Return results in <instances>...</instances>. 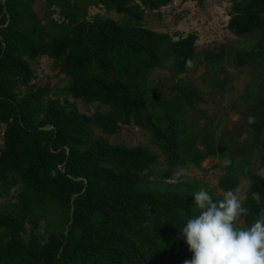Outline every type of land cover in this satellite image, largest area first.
I'll list each match as a JSON object with an SVG mask.
<instances>
[{"label":"trees","instance_id":"trees-1","mask_svg":"<svg viewBox=\"0 0 264 264\" xmlns=\"http://www.w3.org/2000/svg\"><path fill=\"white\" fill-rule=\"evenodd\" d=\"M170 4L0 0V264H184L192 254L181 232L203 187L169 182L207 159L231 162L214 200L250 179L240 226L263 216L264 0H230L227 30L248 43L242 50L197 51L194 33L148 28V15ZM42 58L62 88L35 83ZM201 64L198 78L222 97L228 73L249 74L230 104L240 115L231 129L198 107L206 93L191 76ZM123 126L150 146L114 142Z\"/></svg>","mask_w":264,"mask_h":264},{"label":"rangeland","instance_id":"rangeland-1","mask_svg":"<svg viewBox=\"0 0 264 264\" xmlns=\"http://www.w3.org/2000/svg\"><path fill=\"white\" fill-rule=\"evenodd\" d=\"M230 0H171L168 7L162 8L159 12L148 15L147 27L159 33H168L172 36L185 37L189 34H196L197 51L206 49H248V43L231 35L227 30L229 20ZM90 15L103 14L100 9H90ZM250 44V43H249ZM36 74V84L49 83L52 87L62 88L65 78L57 71H53L51 60L42 58L33 65ZM205 68L201 64L197 68V74L191 76L194 88L203 91L206 96L198 104L200 110L207 115L216 114L220 116V128L231 129L235 122L240 119L236 110L230 107L232 101L238 100L244 88L250 82L249 74L246 70L240 72H230L226 76H231L233 82L228 85L224 97L213 93L211 88L204 85L199 75L204 73ZM161 71H155L153 76ZM167 71H163L165 74ZM182 78V77H181ZM80 112L91 114L93 106H84L77 102ZM194 112V111H193ZM195 113V112H194ZM4 128L0 126V148L2 146V134ZM113 141L129 147L144 146L149 147V138L145 132L133 127L123 126L114 136ZM151 148V147H150ZM154 150L153 148H151ZM160 163H163L160 158ZM224 161L217 159H207L199 168L187 167L177 169L169 183H197L204 189L214 191V195L221 196L217 190V182L222 174ZM261 218H264L261 216Z\"/></svg>","mask_w":264,"mask_h":264},{"label":"clouds","instance_id":"clouds-1","mask_svg":"<svg viewBox=\"0 0 264 264\" xmlns=\"http://www.w3.org/2000/svg\"><path fill=\"white\" fill-rule=\"evenodd\" d=\"M187 65L191 67L192 62ZM248 123H255V118L250 116ZM255 174L264 179V167ZM251 189L252 181L245 179L218 200L203 188L194 193L198 214L187 220L181 232L192 254L184 264H264V218L249 227L240 226L248 212L244 201ZM252 199L259 203L261 193L253 191Z\"/></svg>","mask_w":264,"mask_h":264}]
</instances>
